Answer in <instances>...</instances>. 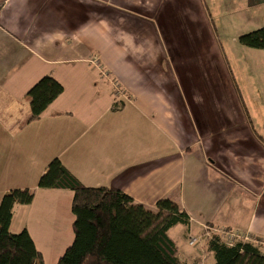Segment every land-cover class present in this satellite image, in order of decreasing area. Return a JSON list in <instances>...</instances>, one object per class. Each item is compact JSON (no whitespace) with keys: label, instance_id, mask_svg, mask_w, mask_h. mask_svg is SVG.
Returning a JSON list of instances; mask_svg holds the SVG:
<instances>
[{"label":"crops","instance_id":"crops-1","mask_svg":"<svg viewBox=\"0 0 264 264\" xmlns=\"http://www.w3.org/2000/svg\"><path fill=\"white\" fill-rule=\"evenodd\" d=\"M216 3L0 0V201L13 190L33 194L29 206L14 207L10 233L26 230L36 246L72 231L65 213L72 192L37 188L58 159L86 187L119 190L153 213L158 201L168 200L187 215L189 224L175 233L181 249L170 236L177 226L168 232L182 264H203L187 240L197 235L208 242L204 227L264 241V106L254 108L261 120L251 116L230 66L222 79L211 71L188 73L187 61L167 55L201 45L197 34L213 44L228 25L239 33L264 28V0H221L225 13ZM215 62L192 61L205 69ZM43 71L64 91L30 123L26 95ZM95 74L110 84L112 96L110 88L100 89L90 100L87 84L97 89L90 80ZM87 110L89 122L73 120Z\"/></svg>","mask_w":264,"mask_h":264},{"label":"trees","instance_id":"trees-1","mask_svg":"<svg viewBox=\"0 0 264 264\" xmlns=\"http://www.w3.org/2000/svg\"><path fill=\"white\" fill-rule=\"evenodd\" d=\"M238 42L264 53V28L240 36ZM63 91L54 78L42 77L26 95L30 100L28 122L38 121ZM37 188L70 190L73 194L74 241L57 264H182L168 232L175 226L188 225L189 217L168 200L158 201L156 212H150L119 190L82 185L58 159L48 164ZM32 200L29 190H13L2 197L0 264H42L41 254L27 231H9L14 207L29 206ZM258 248L250 243L227 245L215 235L207 242L213 264H264V254Z\"/></svg>","mask_w":264,"mask_h":264},{"label":"rangeland","instance_id":"rangeland-1","mask_svg":"<svg viewBox=\"0 0 264 264\" xmlns=\"http://www.w3.org/2000/svg\"><path fill=\"white\" fill-rule=\"evenodd\" d=\"M218 3H216L217 8L219 12H224V10L221 7V0H217ZM225 16V15H224ZM223 16H221L220 19H222ZM221 21V20H220ZM202 28L205 30V22L199 21V18L196 21ZM256 30V29H255ZM253 30V31H255ZM253 31H245L244 33H239V30L237 28H234L233 26H226L223 28L219 35L216 37V40L212 44L211 38L206 34H197L195 36H201V40L199 43L201 45L197 46V44L192 43L191 46L183 49H170L167 51V55L169 56V61H187V71L188 73H211L218 74L222 79L226 77V75L229 74L228 72V66H230L232 72L234 75L237 76L236 81V87L239 89L245 96V101L249 104L251 107L250 112L251 116H256L262 119L261 117L262 112L259 111V113L255 114L254 108L264 106V53L261 50H254L247 47L242 46L239 44L238 40L233 41L232 39L235 37L239 38L240 36L253 32ZM191 33L188 31V33ZM188 38H192L193 35H187ZM182 46V45H181ZM192 61H203L205 63L206 61H216L213 65V67H208L205 69V66H195V64L192 63ZM209 66L211 63H208ZM25 69L22 70L24 72ZM46 71H43L41 73L42 77L47 76L45 74ZM19 75V74H18ZM229 77V76H227ZM38 80H33L31 83H29L31 88L33 85H35ZM91 82L95 81L97 84V89L95 90L93 85L87 84V90H89V98H91L94 95V91L100 90V89H108L110 88V95L112 96V88L110 84H108L103 78L99 77L98 74H95V76L90 77ZM117 85V83H115ZM229 85V82H220V85ZM204 86L207 85L206 82L203 83ZM29 90V89H28ZM115 92V91H114ZM87 94V95H88ZM90 110L85 111L83 114H76L75 118L73 120L79 121H90L91 116ZM82 118V119H81ZM35 124H31L28 128L29 131L34 129ZM96 128H93L91 132L95 131ZM27 130L23 131V134L18 137L17 143L21 141L24 134ZM72 200V199H71ZM57 209H61L60 207ZM66 217L68 222H73L74 218L71 214V212L66 211ZM190 222V219H189ZM70 223V224H71ZM177 229H182L180 226H177L174 230L171 231L170 236L171 238H175V233ZM69 232H64L62 236H57L59 242L55 239L56 236H49L47 237L45 242L39 243L36 241L35 247L37 251L41 254L42 257V264H57L58 259L63 255L65 248L69 247L73 241H74V235L71 231V228L68 227ZM67 230V231H68ZM11 231L16 232V227H12ZM195 233H198L194 231ZM69 235V236H68ZM197 238V235H194L193 237ZM188 241V240H187ZM207 239L206 237L203 238L202 241L195 244V246H192V249L195 250L196 256L201 258V261L203 264H208L210 255L209 251L207 250ZM176 244L180 249L183 247L184 243L181 240L176 239ZM189 245V243H188ZM201 245V247H200ZM67 246V247H66ZM190 246V245H189ZM191 247V246H190ZM203 252H200L202 251ZM198 260V258H197ZM200 261V259L198 260ZM39 264V263H37Z\"/></svg>","mask_w":264,"mask_h":264},{"label":"built area","instance_id":"built-area-1","mask_svg":"<svg viewBox=\"0 0 264 264\" xmlns=\"http://www.w3.org/2000/svg\"><path fill=\"white\" fill-rule=\"evenodd\" d=\"M89 64L95 67L97 70H99L104 78L108 79V75L101 70L99 62L97 60L92 59L89 61ZM112 85L117 99L122 98L123 95L118 85H116L115 83H113ZM204 228L206 229L208 238H211L213 235H215L219 237V239L227 245H233L235 243H250L264 250V241L254 240L252 239V237L248 235H244L242 233H238L234 231L222 230V229H207L206 227ZM199 240H200L199 238H195L193 236L188 237V243L191 247L199 243Z\"/></svg>","mask_w":264,"mask_h":264}]
</instances>
